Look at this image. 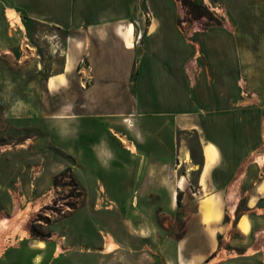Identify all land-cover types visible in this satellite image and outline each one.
Wrapping results in <instances>:
<instances>
[{
  "label": "rangeland",
  "instance_id": "rangeland-1",
  "mask_svg": "<svg viewBox=\"0 0 264 264\" xmlns=\"http://www.w3.org/2000/svg\"><path fill=\"white\" fill-rule=\"evenodd\" d=\"M45 7L44 0H18L9 5L19 13L25 28L10 22L8 8L0 10V264H264V254L250 258L241 246L228 240L219 254L214 252L201 262L183 257L178 242L187 234L186 249L205 244L208 250L212 242L199 230L198 218L193 217L195 202L184 203L181 197L173 203L169 200L166 185L177 167L176 145L169 165H164L169 157L152 155L150 160L156 167L149 169V160L142 172L135 171L137 158L122 156V150L112 140L110 148L116 159L113 165L101 162L95 145L89 148V137L81 133L87 123L89 128V118H75L61 108L63 91L52 90L57 86L56 79L78 90L89 87L92 76L85 52L86 31L75 29L76 37H66L65 29L40 24L29 11L36 14ZM126 7L131 9L126 22L133 20L138 26L153 20L172 22L179 30L175 43L182 44L190 38L189 62L196 72L209 66L210 61H217L213 52H220L222 68H226L231 49L229 35H236L239 51L253 53L247 66L249 75L239 86L245 105L250 107L246 112L256 116L254 111L259 109L264 126V0H127ZM201 12L205 15L198 17ZM219 39L221 45L215 44ZM112 47L114 44L110 45L111 52L115 50ZM179 48L177 51L175 47L174 52L178 61L186 54ZM67 53L74 61L73 74L70 78L56 77L63 72ZM49 78L56 86L47 84ZM224 78L227 83L223 81V88L228 89L229 78ZM133 79L134 74L127 77V84H133ZM175 88L181 92V85ZM72 94L77 105L87 98L85 92ZM77 107H81L78 113H88L84 105ZM64 113L72 116H60ZM233 128L228 124L222 131L230 134L228 130ZM236 130L233 133L239 138L241 130ZM247 131L252 141L254 126L249 125ZM176 138L175 143L181 141L190 157L201 159L196 129L178 130ZM240 141L246 142L238 140L239 144ZM262 156L259 152L246 160L260 162ZM117 159L128 162L129 170L119 169ZM71 175L84 189V198L78 197ZM197 176V172L189 174L192 181ZM55 179L57 186L53 184ZM135 181L143 186H130ZM215 199L212 196L203 200V216L208 209L212 221L221 215V204ZM76 202L80 206L72 210L68 204ZM37 205L40 208L36 210ZM220 218L224 225L233 219L228 214ZM241 225L247 227L246 218ZM32 228L39 234L51 233V237L35 236ZM106 236L115 243L111 252L104 248ZM38 240L47 243L34 259L32 245ZM261 243L264 241L258 237L255 245L259 247Z\"/></svg>",
  "mask_w": 264,
  "mask_h": 264
},
{
  "label": "crops",
  "instance_id": "crops-1",
  "mask_svg": "<svg viewBox=\"0 0 264 264\" xmlns=\"http://www.w3.org/2000/svg\"><path fill=\"white\" fill-rule=\"evenodd\" d=\"M16 1L0 0V10L9 9V5ZM44 1L48 8H39L36 14L27 10L40 24L65 29L66 37H76L75 29L86 31L85 52L89 56L92 76L89 87L78 90L75 85L56 79L57 86L52 90L63 91L61 108H66L75 118H89V128L86 121V128L81 133L89 137V148L91 144L95 145L96 155L101 162L109 166L116 160L110 140L117 143L122 156L137 158L136 172L147 169V161L152 155L169 157L164 161V165H169V159L174 158L176 145L177 167L166 185L169 200L173 203L181 197L184 203L195 202L197 208L193 217L198 218L199 230L212 242L208 250L205 244L186 249L187 234L178 242L183 257L197 258V262H201L214 252L219 254L225 249L227 240L234 246H241L244 255L250 258L264 254V244L261 243L259 247L255 245L258 237L261 242L264 241V159L260 162L256 159L246 160L259 152L264 157V126L258 107L254 111L256 116L247 115L246 110L250 107L245 105L239 87L245 75H249L247 66L248 61L253 59V53L239 51L238 37L230 33L229 65L222 68L220 52H213L217 55V61H210L209 66L196 72L189 62L190 38H186L182 44L175 43L179 30L168 21L153 20L145 26H138L133 20L126 22L125 18L130 16L131 11L126 7L127 0H48L49 5ZM130 24L134 27L132 47L125 40ZM220 41L214 43L221 45ZM111 44L115 46L112 52ZM179 46L183 54L186 51L180 61L175 60L174 56L175 47L179 51ZM73 63L67 53L63 72L56 77L66 75L70 78ZM133 74V84H127V77ZM224 76L229 78V90L223 88V81L227 83ZM51 78L47 80L48 85ZM180 85L179 93L175 87ZM75 91L85 92V104L77 105L78 101L72 94ZM83 105L88 112L86 115L77 111L81 108L77 106ZM129 114L134 117H126ZM60 116L72 115L64 113ZM228 124H232L236 132L238 128L241 130L239 138L232 129H227L230 134L222 131ZM249 125L255 128L252 141L247 131ZM190 128L199 133L200 160H195L192 155L188 161L186 155L189 150L181 141L175 143L178 130ZM121 136L133 143L136 150L125 147ZM238 140L249 142L240 141L239 144ZM210 144L215 147L214 160L206 152ZM116 162L119 169L126 170L130 166L125 160L117 159ZM148 165L152 169L157 164L150 160ZM194 172L198 173L196 181L189 178V174ZM130 186L143 185L135 181ZM212 196L221 204L220 217L228 214L233 218L227 225L220 217L213 218L211 223L204 221L203 200ZM243 203L244 207L241 206ZM243 218L247 219L246 228L241 225ZM41 241L47 243V240ZM39 243L40 240L32 245L35 248L34 259L44 249ZM251 248L253 253L250 254Z\"/></svg>",
  "mask_w": 264,
  "mask_h": 264
},
{
  "label": "bare ground",
  "instance_id": "bare-ground-1",
  "mask_svg": "<svg viewBox=\"0 0 264 264\" xmlns=\"http://www.w3.org/2000/svg\"><path fill=\"white\" fill-rule=\"evenodd\" d=\"M7 16H8V18H9V20H10V22L12 24L16 25L18 23L21 28H25L24 23L22 22L21 17H20L19 13L16 10L9 9ZM133 29L134 28L130 25L129 26V34L126 36V39H125L128 46H133L134 45V36H133L134 32H133ZM49 84H50V86H56V84H55L53 79L49 80ZM121 139H122V142L128 148L132 149L133 151L136 150L135 146L131 145L125 137H121ZM206 152L213 159L214 158V153H215V147L213 145H211V144L207 145ZM186 159L188 161L190 160V156L188 154L186 155ZM263 187H264V184H263ZM39 208H40L39 205H37L35 207L36 210L39 209ZM204 221L207 222V223L209 221H211V216H210V213L208 212V209H207V211L205 210V212H204ZM0 240H1V234H0ZM44 245H45V242L40 240L39 246L43 247ZM104 248L106 249L107 252H111V251H113L115 249V243L111 242L110 240L108 241V237L107 236H106V243L104 244ZM1 249H2V244H1V241H0V251H1ZM60 250H62V248H60Z\"/></svg>",
  "mask_w": 264,
  "mask_h": 264
},
{
  "label": "trees",
  "instance_id": "trees-1",
  "mask_svg": "<svg viewBox=\"0 0 264 264\" xmlns=\"http://www.w3.org/2000/svg\"><path fill=\"white\" fill-rule=\"evenodd\" d=\"M184 3L186 4L185 1H184ZM203 15H205V13H204V12H201V13H199L197 16L200 17V16H203ZM66 171H67V172H69V171L71 172V170H70L69 168H67ZM64 173H65V172H63V174H64ZM71 178H72V182H73V184H74V187L78 190V197H79L80 199L84 198V197H85L84 189L79 185V183H78L77 181H75V177H74L73 175H71ZM53 184H54L55 186L58 185L56 179H55V181H54ZM179 196H180V195H179ZM179 201H180V199H179ZM68 205H69V207H70L72 210H76V209L78 208V206H80V202L71 203V204H68ZM44 208H45V209H49L50 207H49V206H45ZM31 231H32L33 235L38 236V237H41L42 239H46V238H48V237H51V233H48V234H39V233H36V230H35L34 228H32Z\"/></svg>",
  "mask_w": 264,
  "mask_h": 264
}]
</instances>
